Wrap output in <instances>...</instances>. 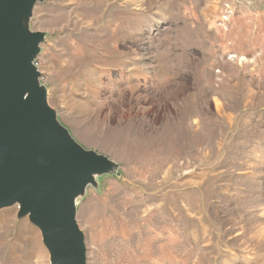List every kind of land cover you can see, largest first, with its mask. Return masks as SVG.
<instances>
[{
  "label": "rangeland",
  "instance_id": "1",
  "mask_svg": "<svg viewBox=\"0 0 264 264\" xmlns=\"http://www.w3.org/2000/svg\"><path fill=\"white\" fill-rule=\"evenodd\" d=\"M59 123L115 166L77 201L88 264H264V0H42ZM18 208L0 264H51Z\"/></svg>",
  "mask_w": 264,
  "mask_h": 264
},
{
  "label": "water",
  "instance_id": "2",
  "mask_svg": "<svg viewBox=\"0 0 264 264\" xmlns=\"http://www.w3.org/2000/svg\"><path fill=\"white\" fill-rule=\"evenodd\" d=\"M42 0H0V212L18 208L42 236L51 264H88L77 201L115 166L63 127L41 86L45 34L29 30Z\"/></svg>",
  "mask_w": 264,
  "mask_h": 264
}]
</instances>
